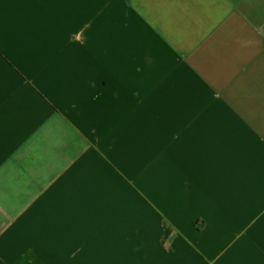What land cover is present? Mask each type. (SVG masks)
I'll use <instances>...</instances> for the list:
<instances>
[{"label": "crops", "instance_id": "0c3cea01", "mask_svg": "<svg viewBox=\"0 0 264 264\" xmlns=\"http://www.w3.org/2000/svg\"><path fill=\"white\" fill-rule=\"evenodd\" d=\"M0 264H264V0H0Z\"/></svg>", "mask_w": 264, "mask_h": 264}]
</instances>
